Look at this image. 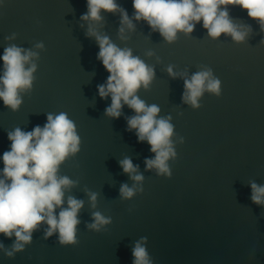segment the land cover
<instances>
[{
    "label": "water",
    "instance_id": "obj_1",
    "mask_svg": "<svg viewBox=\"0 0 264 264\" xmlns=\"http://www.w3.org/2000/svg\"><path fill=\"white\" fill-rule=\"evenodd\" d=\"M116 3L131 29L121 11L82 20L87 0H0V57L13 45L36 53L32 85L20 93L18 109L0 100V179L8 133L43 128L48 115L64 113L79 144L59 165L58 176L73 181L63 207L69 196L83 201L75 243L62 245L58 232L46 236V223L21 251L13 249L15 235L0 234V264H133L132 249L142 238L151 264H264V205L251 200V184L264 186V29L240 6L228 5L229 18L247 33L243 41L212 38L201 21L169 42L134 18L132 0ZM90 29L153 69L137 95L160 109L158 119L171 118L170 175L146 167L155 153L128 128L134 110L124 104L118 118L106 114L111 96L102 99L98 87L109 73ZM3 70L0 59V76ZM205 70L219 80V95L205 90L193 107L183 99L184 82ZM125 158L138 166L141 182L123 171ZM123 184L135 185L132 198L121 197ZM95 212L111 221L99 231L88 227Z\"/></svg>",
    "mask_w": 264,
    "mask_h": 264
},
{
    "label": "clouds",
    "instance_id": "obj_2",
    "mask_svg": "<svg viewBox=\"0 0 264 264\" xmlns=\"http://www.w3.org/2000/svg\"><path fill=\"white\" fill-rule=\"evenodd\" d=\"M132 5L134 18L145 20L169 42L176 38L178 32L191 33L194 22L201 21L212 38L228 34L237 42L243 41L247 33L229 18L228 5L240 6L264 29V0H132ZM116 11H121L122 24L131 29V20L119 8L116 0H87V13L81 19L99 22L101 12ZM120 32L123 34V27ZM89 35L96 36L100 49L97 58L109 73L106 84L98 87L102 99L111 96V106L106 109V114L118 118L124 104L134 110L136 115L128 119V128L135 129L138 140H146L155 153L154 159L145 160L146 167L156 169L158 175H170L167 162L176 155L171 140V118L158 119L160 109L156 105H146L137 95L141 87L148 88L154 76L153 69L134 57L129 49L118 48L108 37L100 36L91 29ZM36 47L42 48L43 45L37 44ZM35 56L36 53L13 45L7 47L0 57L4 69L0 76V100L13 111L22 102L20 93L31 88L36 70V64L31 60ZM167 71L175 76L172 67ZM184 86V101L198 107L197 100L205 90L219 95L220 82L212 78L210 70H205L194 74L190 80L186 79ZM8 139L11 146L2 156L4 167L3 178L0 179V234L9 238L15 235L13 249L21 251L24 244L31 242L32 232L41 223H46V236L58 232L62 245L75 243L76 226L80 222L77 214L83 201L69 196L68 206L63 207L65 190L73 186V181L58 176L59 165L69 154L78 151L79 138L74 123L64 113L48 115L43 128L37 126L31 132L16 128L8 133ZM120 166L133 181L139 183L143 180L142 175L135 174L138 166H134L131 159H123ZM251 189L252 202L264 205V186L252 183ZM135 193V185H121L122 198L130 199ZM89 195L95 207L96 194ZM57 208L60 209L58 215ZM94 221L88 227L97 231L111 222L100 212L94 213ZM12 254L7 253L9 256ZM132 255L133 264H151L143 238L136 242Z\"/></svg>",
    "mask_w": 264,
    "mask_h": 264
}]
</instances>
